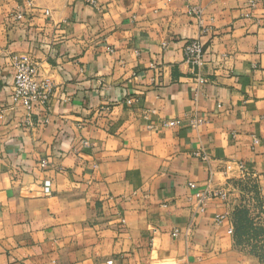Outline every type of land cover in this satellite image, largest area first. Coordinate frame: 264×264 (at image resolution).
<instances>
[{
    "label": "crops",
    "instance_id": "obj_1",
    "mask_svg": "<svg viewBox=\"0 0 264 264\" xmlns=\"http://www.w3.org/2000/svg\"><path fill=\"white\" fill-rule=\"evenodd\" d=\"M25 53L54 84L32 124ZM1 104L0 264H262L229 190L264 195V0H0Z\"/></svg>",
    "mask_w": 264,
    "mask_h": 264
},
{
    "label": "built area",
    "instance_id": "obj_2",
    "mask_svg": "<svg viewBox=\"0 0 264 264\" xmlns=\"http://www.w3.org/2000/svg\"><path fill=\"white\" fill-rule=\"evenodd\" d=\"M257 0H251L252 5H256ZM198 12V10L192 11ZM14 18H21L22 13L12 12ZM185 59L195 65L204 63L205 44L198 38L186 40L184 47ZM15 79L12 90L13 104H22L27 109L26 122L33 123V113L35 109L43 104H46L53 93L54 84L52 79L42 74L41 67L38 61L31 53L16 55L14 57ZM6 105H0V117L4 115ZM201 118L191 119L193 126H199L202 123ZM257 140V139H256ZM195 155L201 156L203 159H208V154L200 149L194 152ZM44 164H46L44 162ZM244 166V165H243ZM51 180L45 181V191L51 192ZM230 231H233L231 228ZM179 228H176L174 233L179 234Z\"/></svg>",
    "mask_w": 264,
    "mask_h": 264
},
{
    "label": "rangeland",
    "instance_id": "obj_3",
    "mask_svg": "<svg viewBox=\"0 0 264 264\" xmlns=\"http://www.w3.org/2000/svg\"><path fill=\"white\" fill-rule=\"evenodd\" d=\"M259 184L253 177L236 178L229 192L232 217L241 239L238 245L264 264V195Z\"/></svg>",
    "mask_w": 264,
    "mask_h": 264
},
{
    "label": "trees",
    "instance_id": "obj_4",
    "mask_svg": "<svg viewBox=\"0 0 264 264\" xmlns=\"http://www.w3.org/2000/svg\"><path fill=\"white\" fill-rule=\"evenodd\" d=\"M236 239H237V242H238V243L241 242V239H239V234L237 233V231H236ZM262 259H263V255H262Z\"/></svg>",
    "mask_w": 264,
    "mask_h": 264
}]
</instances>
